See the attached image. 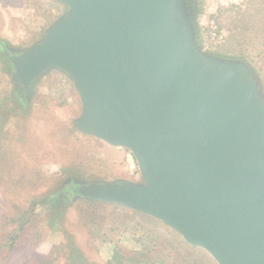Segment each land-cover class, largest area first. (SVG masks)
Listing matches in <instances>:
<instances>
[{
	"label": "water",
	"instance_id": "water-1",
	"mask_svg": "<svg viewBox=\"0 0 264 264\" xmlns=\"http://www.w3.org/2000/svg\"><path fill=\"white\" fill-rule=\"evenodd\" d=\"M59 1L45 36L14 52V88L28 101L63 73L75 127L129 150L141 177L67 181L74 200L150 216L216 264H264V97L247 68L199 50L185 0Z\"/></svg>",
	"mask_w": 264,
	"mask_h": 264
},
{
	"label": "rangeland",
	"instance_id": "rangeland-1",
	"mask_svg": "<svg viewBox=\"0 0 264 264\" xmlns=\"http://www.w3.org/2000/svg\"><path fill=\"white\" fill-rule=\"evenodd\" d=\"M185 3L199 50L244 65L264 97V0ZM66 10L59 0H0V264H83L82 258L85 264H136L139 253L148 254L142 264L172 259L185 264L175 246L184 240L158 220L59 193L67 181H141L129 150L75 127L82 114L80 98L63 73L52 70L42 77L28 101L14 88L8 54L39 42ZM57 194L69 197L63 209L54 206ZM45 197L54 205H43ZM25 210L30 224L17 233L19 245L8 252L1 245ZM77 252L82 258L73 261ZM205 257L206 263L199 258L197 264H216Z\"/></svg>",
	"mask_w": 264,
	"mask_h": 264
},
{
	"label": "trees",
	"instance_id": "trees-1",
	"mask_svg": "<svg viewBox=\"0 0 264 264\" xmlns=\"http://www.w3.org/2000/svg\"><path fill=\"white\" fill-rule=\"evenodd\" d=\"M9 57H11V59H13L15 56L11 53L8 54ZM0 106H1V102H0ZM14 171V169H13ZM12 172L11 170H9V173ZM76 187L77 190H76V193H79L78 191V186H75L73 184H70V185H67L65 186L64 189H61L59 190V193L63 192V191H69V192H72L74 194V191L72 188ZM58 195L57 194V198L54 199V202H55V205L52 204L53 202V199L52 198H48V197H45L43 198L42 200V203L43 205L46 204V203H49V204H52L54 206H58L60 209H63L64 208V204L69 201V197L68 196H62V197H59L58 198ZM60 196V195H59ZM71 198V197H70ZM26 214H28V212L25 210V211H21L20 213V217L18 216L16 220H14V222L16 224H13V225H16V228L15 229H11L10 231H7V234H6V237L4 238L5 241L3 242V244L1 245V248L5 249L9 252V251H12L15 247H17L19 245V241H20V236L17 234L19 231H22L24 230V228L30 224V223H26L27 222V219H29V217L26 216ZM31 219H29L28 221H30ZM159 223V222H157ZM10 224H8L9 226ZM161 227H164L163 224H159ZM167 229V232L168 233H173L172 235L173 236H176L177 234H175L172 230ZM68 238V237H67ZM177 245H175L176 247L179 248V250L177 251L176 253V256H181L183 257V260L184 262L182 263H185V264H197L198 263V260L199 258L200 259H203V262L206 263V257H205V253L201 250V249H198V248H192L190 246H188L186 243L184 242H180V241H177L176 242ZM57 250H60V248H57ZM59 254L61 253L60 251H57ZM146 255H148L147 253L146 254H140L139 255H136V257L134 258V261L136 264H142L141 260L146 257ZM82 258V256L80 255V252H77L75 254V256L72 258L73 261H76V259L79 261L78 258ZM84 259L85 258H82V261H83V264L84 263ZM168 261V264H176V261L173 262L174 260L172 259L171 261L170 260H167ZM162 262L160 264H166V262ZM79 263V262H78ZM77 263V264H78ZM155 264V263H154Z\"/></svg>",
	"mask_w": 264,
	"mask_h": 264
},
{
	"label": "flooded vegetation",
	"instance_id": "flooded-vegetation-1",
	"mask_svg": "<svg viewBox=\"0 0 264 264\" xmlns=\"http://www.w3.org/2000/svg\"><path fill=\"white\" fill-rule=\"evenodd\" d=\"M14 56L15 55H17V54H15V53H12ZM76 186V185H75ZM73 189V191H74V194L72 193V192H69V191H66V193H67V195H75L76 194V190H77V188L76 187H74V188H72ZM69 193V194H68Z\"/></svg>",
	"mask_w": 264,
	"mask_h": 264
}]
</instances>
